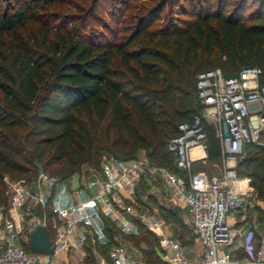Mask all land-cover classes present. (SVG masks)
<instances>
[{"label": "trees", "instance_id": "trees-1", "mask_svg": "<svg viewBox=\"0 0 264 264\" xmlns=\"http://www.w3.org/2000/svg\"><path fill=\"white\" fill-rule=\"evenodd\" d=\"M104 1L0 0V206L5 175L43 171L62 182L84 164L98 167L104 154L130 160L144 150L153 164L184 175L166 143L202 113L197 74L219 69L227 78L257 67L264 78V0H157L136 8L126 36L112 42L82 29ZM114 1L121 16L135 0ZM166 8L175 16L161 19ZM202 123L211 162L220 157L219 140ZM260 139L243 147L235 172L262 201L264 131ZM125 238L149 248L148 264H163L140 223ZM83 264H95L88 250Z\"/></svg>", "mask_w": 264, "mask_h": 264}, {"label": "built area", "instance_id": "built-area-1", "mask_svg": "<svg viewBox=\"0 0 264 264\" xmlns=\"http://www.w3.org/2000/svg\"><path fill=\"white\" fill-rule=\"evenodd\" d=\"M196 91L203 105L202 113L189 123L179 124L178 134L166 143L176 169L184 175L145 158L121 160L110 155L102 158L98 167L86 169L85 177L69 192L73 203L62 207L48 205L62 191L57 189L59 182L43 171L30 182H13L6 189V206H0V264H58L57 253L77 248L84 251L83 246L89 241L94 243L104 236L106 224L115 229L116 235L107 251L108 262L98 258L96 264H145L129 254L125 238L132 233L136 221L160 238L168 264H264V234L255 241L252 230L235 229L227 221L229 211L244 213L257 203V193L248 185V179L245 189L234 190L233 184L239 181L235 164L243 157V147L261 144L262 71L257 67L244 68L227 78L219 69L201 72L196 76ZM202 121L211 126L218 138L224 161L218 175L209 178L192 170L189 159L192 148L205 150ZM82 193L87 194L84 200L77 198ZM141 195L160 206L169 204L185 210L201 249L195 258L187 259L179 241L161 232L162 220L156 213H148L138 200ZM35 209L41 210L38 218ZM37 225L48 233L54 248L50 255L28 250V235ZM76 235L78 240H73ZM237 238L243 252L241 258H235L228 250Z\"/></svg>", "mask_w": 264, "mask_h": 264}, {"label": "rangeland", "instance_id": "rangeland-1", "mask_svg": "<svg viewBox=\"0 0 264 264\" xmlns=\"http://www.w3.org/2000/svg\"><path fill=\"white\" fill-rule=\"evenodd\" d=\"M73 1L78 2V0H73ZM156 1L157 0H135V1H132V3H130L131 7L129 9L123 11V14L121 16H119L120 13L117 12V9H116V7L119 6V4L117 2H115L114 0H106L103 3L98 5L97 9L92 13V15L90 14V17L87 18V20L85 21V25L82 29H84V32L87 33L88 35H93V39H95V40L102 39V40H105L108 42L117 41L120 37L126 36L129 28L132 27V20H133L134 16L136 14H138V13H136L137 12L136 8H138L139 6H142V5H144L145 7L150 6V5L154 4ZM61 8L66 9L67 13H70L71 11H73L72 9H67V7H65V5H62ZM53 12H56V11H53ZM175 12H176L175 10L169 11L166 8V9H164L163 13H161L160 18L162 19V16H166V15L168 17H174ZM61 21H62V19L58 18L57 22H61ZM162 25H163V20H159L155 24V27L159 28ZM97 37H99V38H97ZM184 78H185V76H184ZM191 93H192V99L194 101V92L192 91ZM108 156H110V155L104 154L102 156V158H107ZM102 158H101V160H102ZM135 158L147 159L145 151L144 150H138L135 153L133 159H135ZM148 161L151 162L150 160H148ZM86 167H89V166L86 164L82 165L78 172H76L75 174H73V176L68 178L69 180L71 179L70 182L75 183L74 186H77L80 183L82 177L83 178L85 177ZM209 167L210 166L208 164H202V165H199L198 168L202 169V171L206 172L209 170ZM34 178L32 177L29 179H25V178L24 179L23 178L22 179H16V178H11V177H8L7 175H5L2 180L5 184V186L8 187V185L13 183V182H17V181L30 182ZM55 180L58 181L57 179H55ZM57 189L62 190V187L60 186ZM63 197L64 196L62 194L58 198L63 199ZM143 197H144V195H141L138 198V200L141 201L142 204L147 207V209L149 210L148 213L151 214L152 212H154L157 214L158 218H160L162 220L163 228H162L161 232L164 235H171L173 238H175L179 241V243L183 247V251H184V254H185L187 259L195 258V254L198 253L201 249H200V245H199L198 241L195 239V236L193 235V233L191 231V228H190V225L188 223V218L185 214V211L183 209L179 210L177 208V206L173 205V206H171L172 208L170 207V209H172L171 211L174 213V215L173 214L171 215L170 213H167L168 211H163V210L160 211V208H159L160 205H158V203L155 200L150 199V198L147 199V198H143ZM162 206L164 207V204H162ZM137 209L138 208H136V210ZM151 209H153V210H151ZM254 209L257 212V213L255 212V213L258 214V216L264 215V210L261 209L260 207H255ZM171 211H169V212H171ZM250 211L253 212L252 209H249V211H245L244 213H242L239 210L236 211V209L231 210L227 213V221L231 222V220L232 221L233 220H239L242 218H244V219L247 218L246 219L247 221H251L252 217L255 216V214L250 212ZM236 212L238 213V215ZM38 217H39V215L36 214V218H38ZM142 226L145 227L147 230H149L145 225H142ZM106 228H107V233H104V236L99 238L98 241H94V243H90V241H89L87 243V246H83L84 251H86V250L90 251L91 250L90 254H91L92 258L94 259L95 264H96V261L98 258H102V259H105V261H107V251L110 248V246L113 244L112 237L116 235L115 229L112 226L107 224ZM134 232H135V230H134ZM152 233L157 240V245L155 246L154 250L159 257L160 262L163 264H168L165 261L164 253H162L159 249L160 248V245H159L160 238L156 235V233H154V232H152ZM128 247H129V254H133L134 256H137V257L140 256L141 261H143L145 264H148L145 260L144 252L146 250H149V248L146 247V245L143 242H140L138 245H134L131 241L128 240ZM229 249H230V247H228V250ZM92 252H94V254ZM101 253L103 255H101ZM56 258L58 260H62L63 254L57 253Z\"/></svg>", "mask_w": 264, "mask_h": 264}, {"label": "crops", "instance_id": "crops-1", "mask_svg": "<svg viewBox=\"0 0 264 264\" xmlns=\"http://www.w3.org/2000/svg\"><path fill=\"white\" fill-rule=\"evenodd\" d=\"M205 156H206V151L202 150L199 147L192 148L189 151V159L192 161V170H194L196 172H201L206 178L218 175L220 168L224 164V161L221 159V157H219V159L208 162L205 160ZM228 163H232V162H228ZM202 164H208L211 168L209 167V170L206 172L202 171V169L198 168L199 165H202ZM87 168H89V167H86V169ZM246 179L247 178H244V177L239 178V181L237 183L233 184V189L237 190V188L240 186H244L246 188V186H245ZM70 180L66 179L62 182H59V187L60 186L62 187L61 191H62V194L64 197H63V199H60V198H58L59 196L58 197L54 196L51 199V202H48L49 206H57L58 205V206L62 207V206H66L68 204L73 203V202H71V197H70L69 192L71 191V188L75 187L74 186L75 183L70 182ZM89 192L92 193L91 191H89ZM86 197H87V194L82 193L77 198L84 200V199H86ZM256 202H257L256 205L253 208H251L253 210V212L250 211V212L255 214V216L252 217L251 221H247L246 220L247 218L246 219L242 218V219L233 220V221L231 220V222L228 221L230 224H233V228H235V229H241L243 231L252 230L253 231V238L255 241L258 240V238L264 234V215L258 216V214H256L257 212L254 209L255 207H260L261 209L264 210V206L262 204V201L257 200ZM171 206H173V205H168V206L164 205V207L169 208V209ZM177 208L179 210H181V208H179V207H177ZM170 210H172V209H170ZM247 211H249V209ZM185 214H186V212H185ZM237 215H238V213H237ZM78 237H79V235H76V236H73L72 238H73V240H78ZM239 244H240V240L237 238L234 240L233 244L230 246V249H229L235 258H241L243 256V252L240 249ZM62 254H63L62 260H58L55 256V258L58 261V264H83V258L85 256V252L83 251V248H77V249L71 250L70 252L62 253ZM130 255L133 257H137V256H134L133 254H130ZM137 258L141 260L140 256H138Z\"/></svg>", "mask_w": 264, "mask_h": 264}, {"label": "water", "instance_id": "water-1", "mask_svg": "<svg viewBox=\"0 0 264 264\" xmlns=\"http://www.w3.org/2000/svg\"><path fill=\"white\" fill-rule=\"evenodd\" d=\"M53 249L46 229L41 225H37L28 235L29 252L50 255L53 253Z\"/></svg>", "mask_w": 264, "mask_h": 264}, {"label": "bare ground", "instance_id": "bare-ground-1", "mask_svg": "<svg viewBox=\"0 0 264 264\" xmlns=\"http://www.w3.org/2000/svg\"><path fill=\"white\" fill-rule=\"evenodd\" d=\"M237 183V182H236ZM238 188H243V189H245V187L244 186H240V187H238Z\"/></svg>", "mask_w": 264, "mask_h": 264}]
</instances>
